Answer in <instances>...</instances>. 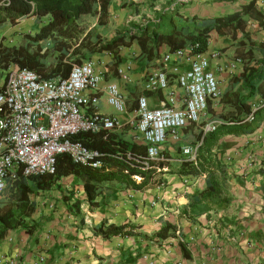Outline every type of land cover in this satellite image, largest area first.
<instances>
[{
  "label": "crops",
  "instance_id": "obj_1",
  "mask_svg": "<svg viewBox=\"0 0 264 264\" xmlns=\"http://www.w3.org/2000/svg\"><path fill=\"white\" fill-rule=\"evenodd\" d=\"M248 2L111 0L107 8L113 19L109 32L127 27L130 22L153 20L172 7L185 14L216 17L240 12ZM256 9V16L246 18L236 37L216 30L210 32L206 54L220 94L250 59L246 54L248 44L240 45L242 37L245 42H254L253 55L257 54V44L264 47V0H255ZM34 21V17H27L15 22L21 30ZM166 49L161 48V55ZM139 50L138 44L133 43L122 48L118 58L105 52L88 59L101 75L96 111L112 114L120 122L118 129L94 133L90 141L105 147L97 150L107 154L145 153L146 145L136 132L133 109L141 95L146 96L149 107L161 105L165 96L163 91L144 90L147 71L163 69L176 98L183 96L172 68L186 69L187 63L173 60L162 64L160 56L145 64L135 58ZM212 52L217 55L212 57ZM125 66L129 67V79L121 81L118 69ZM109 82L119 84L125 102L121 112L105 102L103 88ZM93 93L86 91L87 95ZM252 102V110H259L255 128L249 133H226L218 140L217 158L224 164L226 175L221 196L226 202H201L191 210L189 196L203 188L205 174L177 172L182 162H196L202 137L207 133L202 130L203 124L220 121L229 109L218 98L208 102L205 115L197 123L187 124L176 140L169 136L161 145L163 160L151 162L149 170L160 178L155 184L132 188L100 183L89 198L84 196V184L72 176L45 178L36 184L49 189L39 188L29 200L33 212L20 220L23 225L5 232L0 240V264H264V94L256 95ZM93 109L85 106L82 111L90 114ZM187 145L197 146L193 160L182 153V147ZM216 150L213 145L211 151ZM116 161L121 162L106 156L100 171L111 172ZM133 179L137 183L142 180L140 176ZM16 181H6L0 191V207L17 189ZM97 225H125L130 233L101 235L94 229Z\"/></svg>",
  "mask_w": 264,
  "mask_h": 264
},
{
  "label": "trees",
  "instance_id": "obj_2",
  "mask_svg": "<svg viewBox=\"0 0 264 264\" xmlns=\"http://www.w3.org/2000/svg\"><path fill=\"white\" fill-rule=\"evenodd\" d=\"M110 1L0 0V26L27 17H34L38 25L33 33L22 34L17 43L0 44V67L6 69L15 64L34 71L44 79L66 77L72 63H81L93 55L105 52L118 58L122 48L130 47L133 43L138 44L140 49L135 58L150 64L160 58L162 47L172 51L196 43L199 45L198 50L206 51L212 30L227 33L234 38L242 32L246 18H254L258 11H254L255 0H249L240 12L216 17L185 14L172 7L153 20L130 22L127 27L111 33L104 28L109 17L107 8ZM92 19L96 20V24L88 26V20ZM245 44H248L246 54L250 59L242 65L237 75L232 76L230 85L219 97V102L229 109L224 117H220L221 123L203 135L196 162L184 161L177 168V172L182 174H205L203 188L189 196L191 210L201 202H226L221 196L226 175L224 164L217 158L220 151L218 140L226 133H249L256 126L259 110L252 111L251 105L256 95L264 94V47L257 44V54L253 55L251 47L254 42H245L242 37L240 45ZM249 114L252 116L250 120L247 119ZM94 135L81 132L72 136V139L86 142L85 145L92 149L105 150L101 144L90 142ZM213 145L216 151H211ZM112 165L114 167L111 172H101L100 168L74 164L66 154H60L56 157L53 175L19 178L15 182L17 189L10 194V200L0 207V240L7 230L23 225L21 218L33 212L29 200L39 188L49 189L46 185L39 188L36 185L45 178H78L84 184L86 198L94 193L100 183L141 188L160 180L151 171L131 168L123 161H116ZM133 176H140L142 180L137 183ZM89 187H93V190ZM94 229L96 233L106 236L130 233L125 225L105 228L97 225Z\"/></svg>",
  "mask_w": 264,
  "mask_h": 264
},
{
  "label": "built area",
  "instance_id": "obj_3",
  "mask_svg": "<svg viewBox=\"0 0 264 264\" xmlns=\"http://www.w3.org/2000/svg\"><path fill=\"white\" fill-rule=\"evenodd\" d=\"M208 45V43H207ZM198 44L166 51L162 64L173 60L187 63L186 69L172 68L183 96L176 98L163 69L146 72L144 90L163 91L164 100L158 107H149L146 96L137 99L132 115L138 137L145 143V153L123 151L107 154L91 149L72 136L81 132L113 131L120 122L112 114L96 111L101 75L91 60L72 63L66 77L44 79L28 68L15 64L0 67V191L6 181L33 175H53L56 157L66 154L74 164L100 168L106 156L116 157L131 168L150 170L151 162L163 160L160 147L169 136L178 138L179 131L190 123H197L205 115L209 101L220 97L218 81L208 66L206 51ZM210 55L216 56L215 52ZM128 66L118 69L121 81L129 79ZM105 102L117 112L125 108L123 95L117 82L104 88ZM86 91L94 92L87 95ZM85 106L94 108L90 114ZM254 111V110H252ZM251 114L247 119H251ZM221 122L208 121L202 130H214ZM196 147L183 146L182 153L193 160Z\"/></svg>",
  "mask_w": 264,
  "mask_h": 264
},
{
  "label": "rangeland",
  "instance_id": "obj_4",
  "mask_svg": "<svg viewBox=\"0 0 264 264\" xmlns=\"http://www.w3.org/2000/svg\"><path fill=\"white\" fill-rule=\"evenodd\" d=\"M112 20L110 16L108 17V20L106 21V27L105 31L109 32L110 31V24L112 23ZM87 22V21H86ZM16 22L12 23H7L6 25L0 26V44H5V45H12L14 43H17L18 40L22 37L21 35L24 33H33L35 31V28L38 27L36 25L35 21L32 24H27L24 28L20 30L19 27L16 25ZM96 24V20H88L87 25L88 26H93ZM103 30V29H102Z\"/></svg>",
  "mask_w": 264,
  "mask_h": 264
},
{
  "label": "clouds",
  "instance_id": "obj_5",
  "mask_svg": "<svg viewBox=\"0 0 264 264\" xmlns=\"http://www.w3.org/2000/svg\"><path fill=\"white\" fill-rule=\"evenodd\" d=\"M18 180V179H17Z\"/></svg>",
  "mask_w": 264,
  "mask_h": 264
}]
</instances>
